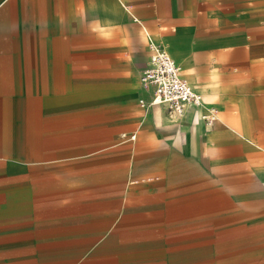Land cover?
Masks as SVG:
<instances>
[{
	"label": "crops",
	"instance_id": "1",
	"mask_svg": "<svg viewBox=\"0 0 264 264\" xmlns=\"http://www.w3.org/2000/svg\"><path fill=\"white\" fill-rule=\"evenodd\" d=\"M151 44L201 108L152 103ZM191 232L264 264V0H0V264H174Z\"/></svg>",
	"mask_w": 264,
	"mask_h": 264
},
{
	"label": "built area",
	"instance_id": "2",
	"mask_svg": "<svg viewBox=\"0 0 264 264\" xmlns=\"http://www.w3.org/2000/svg\"><path fill=\"white\" fill-rule=\"evenodd\" d=\"M150 64L141 76L145 86H153V104H163L178 118H183L192 108H201L204 97L197 93L182 77L181 67L161 46L151 44ZM217 110L208 109L201 118L207 128L214 126Z\"/></svg>",
	"mask_w": 264,
	"mask_h": 264
},
{
	"label": "rangeland",
	"instance_id": "3",
	"mask_svg": "<svg viewBox=\"0 0 264 264\" xmlns=\"http://www.w3.org/2000/svg\"><path fill=\"white\" fill-rule=\"evenodd\" d=\"M185 244L174 245L175 257L180 256L182 261H174V264H251L246 252L245 239H239L237 243V252H229L230 245L221 247L222 253L215 252V247L206 239V242L200 244L199 237L195 233H190L184 238ZM183 248L184 253L178 254L177 251ZM221 255V256H220Z\"/></svg>",
	"mask_w": 264,
	"mask_h": 264
}]
</instances>
